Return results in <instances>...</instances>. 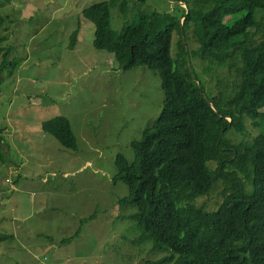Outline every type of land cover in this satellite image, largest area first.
Masks as SVG:
<instances>
[{
    "label": "rangeland",
    "instance_id": "374dc122",
    "mask_svg": "<svg viewBox=\"0 0 264 264\" xmlns=\"http://www.w3.org/2000/svg\"><path fill=\"white\" fill-rule=\"evenodd\" d=\"M99 1L111 3L117 31L140 7L173 10L169 0H0V15L13 20L12 31L2 32L12 66L0 72V264H152L162 257L140 240L129 219L135 208L118 202L128 187L113 181L117 154L132 160L131 142L160 115L161 77L144 65L123 70L113 53L94 46L95 25L83 9ZM193 63L215 92L232 77L227 68L211 77L204 62ZM57 115L70 120L77 150L44 131ZM244 124L245 132L227 134L232 142L250 143L263 130L249 118ZM223 197L220 181L195 203L215 210Z\"/></svg>",
    "mask_w": 264,
    "mask_h": 264
},
{
    "label": "trees",
    "instance_id": "16d2710c",
    "mask_svg": "<svg viewBox=\"0 0 264 264\" xmlns=\"http://www.w3.org/2000/svg\"><path fill=\"white\" fill-rule=\"evenodd\" d=\"M174 1L186 6L140 7L121 31L113 28L110 2L83 9L95 25L97 49L113 53L123 70L144 65L161 77L160 115L131 142L132 160L116 156L113 181L129 190L118 202L135 208L129 219L142 230L140 240L162 254L152 264H264V0ZM12 22L0 15V72L12 66L11 44L2 43ZM193 59L211 77L216 68L232 77L215 92ZM246 118L263 130L250 143L232 142L227 134L245 132ZM43 129L78 149L66 116H54ZM220 181L224 197L215 210L195 203Z\"/></svg>",
    "mask_w": 264,
    "mask_h": 264
},
{
    "label": "clouds",
    "instance_id": "9594fccd",
    "mask_svg": "<svg viewBox=\"0 0 264 264\" xmlns=\"http://www.w3.org/2000/svg\"><path fill=\"white\" fill-rule=\"evenodd\" d=\"M170 3H172V4H174V3H179L180 5H181V4H184V6H186L185 2H183V1H179V2L170 1ZM181 22H183V18L181 19ZM209 165H210V163H209Z\"/></svg>",
    "mask_w": 264,
    "mask_h": 264
},
{
    "label": "water",
    "instance_id": "95a60500",
    "mask_svg": "<svg viewBox=\"0 0 264 264\" xmlns=\"http://www.w3.org/2000/svg\"><path fill=\"white\" fill-rule=\"evenodd\" d=\"M184 39V38H183ZM189 64H190V60H189Z\"/></svg>",
    "mask_w": 264,
    "mask_h": 264
}]
</instances>
